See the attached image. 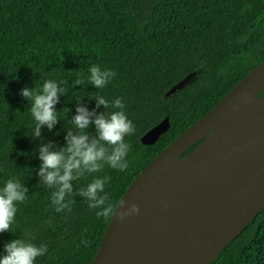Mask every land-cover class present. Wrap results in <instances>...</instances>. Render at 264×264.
<instances>
[{
  "label": "trees",
  "instance_id": "1",
  "mask_svg": "<svg viewBox=\"0 0 264 264\" xmlns=\"http://www.w3.org/2000/svg\"><path fill=\"white\" fill-rule=\"evenodd\" d=\"M262 60L264 0H0V187L15 177L28 188L27 200L17 205L13 231L0 233V255L7 242L19 238L47 245L36 264H91L97 252L110 218L96 217L79 195L70 212L56 213L53 189L37 175L38 145L66 144L76 99L91 111L90 93L110 102L121 97L135 125V133L125 137L131 144L127 170L106 165L73 181L75 189L96 176H110L106 191L117 205L142 169ZM93 64L114 69L116 77L103 89L74 85L78 74L86 80ZM191 72L184 87L167 95ZM49 79L68 90L55 105L57 124L42 127L37 139L31 136L30 102L20 90L40 88ZM164 117L167 131L151 144L142 143L141 136ZM86 131L95 135L93 125ZM210 264H264V208Z\"/></svg>",
  "mask_w": 264,
  "mask_h": 264
},
{
  "label": "water",
  "instance_id": "2",
  "mask_svg": "<svg viewBox=\"0 0 264 264\" xmlns=\"http://www.w3.org/2000/svg\"><path fill=\"white\" fill-rule=\"evenodd\" d=\"M263 90L264 60L142 169L120 198L137 204L139 214L110 218L91 264H210L247 227L264 208V107L234 126L222 124ZM168 127L164 117L142 143L155 142Z\"/></svg>",
  "mask_w": 264,
  "mask_h": 264
},
{
  "label": "clouds",
  "instance_id": "3",
  "mask_svg": "<svg viewBox=\"0 0 264 264\" xmlns=\"http://www.w3.org/2000/svg\"><path fill=\"white\" fill-rule=\"evenodd\" d=\"M114 69L101 68L93 64L88 69L86 80L83 74H78L73 81L74 85L92 84L96 89H103L116 77ZM66 84V81H61ZM68 88L61 87L54 80H45L40 88L24 87L20 90L23 98L30 102L28 111L31 113L35 124L31 136L42 139L41 129H53L57 124L58 112L55 105L59 102L60 95L65 94ZM95 99V108L104 107L105 111L97 113L95 108L89 110L80 98L76 99L75 115L67 120L72 127L65 134L66 144L57 147L53 141L39 144L41 161L37 175L39 182L51 192V206L56 213L71 211L76 200V195L82 197L89 209L96 210L98 218H113L116 216L123 221L126 217L139 214L137 204L119 201L118 205L110 202L111 193L106 191V185L111 177L96 176L83 187L73 188V181H78L88 175L101 172L107 165L117 171L128 168V154L131 144L125 140L126 136L135 133V125L125 112V104L121 97H116L111 102L104 96L95 93L87 95ZM114 109L113 111H106ZM67 114L70 110L63 109ZM90 125L95 127V135L86 130ZM28 188L15 177L7 179L0 187V233L13 231L17 205L27 200ZM51 223V221H49ZM34 239V238H32ZM48 251L46 244H36L28 238H19L4 245V253L0 255V264H36L40 257Z\"/></svg>",
  "mask_w": 264,
  "mask_h": 264
},
{
  "label": "bare ground",
  "instance_id": "4",
  "mask_svg": "<svg viewBox=\"0 0 264 264\" xmlns=\"http://www.w3.org/2000/svg\"><path fill=\"white\" fill-rule=\"evenodd\" d=\"M263 107L264 97L250 94L240 103L236 110L226 118L222 126H234L244 121L249 114L256 113Z\"/></svg>",
  "mask_w": 264,
  "mask_h": 264
}]
</instances>
